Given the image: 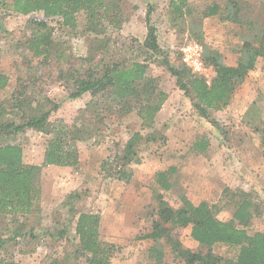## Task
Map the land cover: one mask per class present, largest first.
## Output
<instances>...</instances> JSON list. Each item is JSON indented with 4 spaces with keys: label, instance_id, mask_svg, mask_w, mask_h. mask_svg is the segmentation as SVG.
I'll return each mask as SVG.
<instances>
[{
    "label": "rangeland",
    "instance_id": "374dc122",
    "mask_svg": "<svg viewBox=\"0 0 264 264\" xmlns=\"http://www.w3.org/2000/svg\"><path fill=\"white\" fill-rule=\"evenodd\" d=\"M170 1L124 0L129 19L122 28L108 33L110 52H106V58H145L146 55L137 48L145 42L150 10V22L157 29L161 48L168 50L172 61L180 62L182 48L195 40L187 30L185 17L172 12ZM187 1L197 8L223 2ZM241 1H249L257 9L264 3V0ZM3 10L0 9V71L9 76L10 84L0 89V103L10 96L20 77L21 83L27 86L22 96L27 95L37 102L49 98L51 103L46 99L42 102L49 106L59 105L51 112L45 129H27L9 138L23 147L25 162L41 164L54 122L63 120L73 124L91 100L89 93L78 98L68 97L70 87L59 77V71L61 68L81 69L87 66L83 59L88 54L92 37L85 32V15L82 12L78 14L76 27L62 25L55 19L52 38L61 52L58 56L37 57L30 61L31 56H28V60L23 54L28 39L36 32V26L30 21L42 18L44 14L35 12L23 15L10 9ZM203 29L204 51L209 48L218 50L229 64L236 62L239 43L256 32V29L246 25L221 21L217 16L206 17ZM103 55V51H100L97 58ZM160 58V55H155L149 60V72L160 81L166 98L156 117V139L142 146L143 161L136 166L131 181H121L108 174L109 167L116 164L115 155L122 151L129 132L140 127V119L135 112L120 123L114 116L111 129L101 136L71 142L80 151L77 166L54 164L43 168L40 209L27 216L28 226L25 230L33 227L37 235L33 237L30 232L19 235L7 243L4 256H13L23 264H49L51 258L62 257V252L76 242L75 212L84 210L102 215L101 235L116 246L112 264H155V259L150 256L153 240L147 235L153 229L157 209L149 184L156 171L169 165L179 167L174 187L165 193L174 206H179L181 196L187 195L195 203L207 200L219 204L221 209L218 216L228 219L231 209H223L224 201L221 200L226 185L244 188L264 206V59L260 58L256 69L238 85L226 108L209 110L206 116H201L189 93L176 84L175 77ZM202 134L208 136V150L201 153L192 151L191 144ZM104 162H108L105 166L107 169L103 168ZM110 170L114 171L113 168ZM72 192L78 195L68 197ZM69 201L75 205V210L69 209ZM8 227L11 226L0 219L2 236L12 235ZM60 228H66L71 241L66 237L56 239V235L47 231ZM261 229H264V218H255L250 231ZM189 232L190 227L174 229V234L197 251L200 248L189 238ZM165 249L167 255L164 264H185L173 258L169 246ZM214 250L223 257H232L236 255L238 247L219 243ZM68 262L85 264L84 260Z\"/></svg>",
    "mask_w": 264,
    "mask_h": 264
},
{
    "label": "trees",
    "instance_id": "16d2710c",
    "mask_svg": "<svg viewBox=\"0 0 264 264\" xmlns=\"http://www.w3.org/2000/svg\"><path fill=\"white\" fill-rule=\"evenodd\" d=\"M172 12L185 17L190 36L203 45L205 36L203 21L206 17L217 16L221 21L239 23L256 29L238 45V56L234 64L227 63L224 55L209 48L203 52L207 65L215 74L210 83L205 76L193 71L181 59L176 63L168 56V50L161 48L156 27L150 22L148 10V33L145 42L137 50L146 56L143 60L133 57L107 59L110 52V36L113 29H120L129 19L124 0H0V9H10L23 15L42 12V18L30 21L36 32L28 39L23 54L30 61L37 57L48 58L59 55V45L53 40V22L57 19L62 25L76 27L78 14L85 15V32L92 37L88 54L83 59L87 66L81 69H63L59 77L70 87V98H78L89 93L91 100L81 110L79 119L73 124L57 120L46 144L41 164L27 163L23 147L9 140L27 129L42 130L49 123L51 112L58 104L49 106L44 101L31 100L22 96L27 86L18 77L16 88L0 103V219L5 220L12 235L0 234V264H23L13 256H4L7 243L19 235L36 236L35 228L27 229V216L40 209L43 193L41 183L43 168L49 165L74 167L80 162L78 149L71 142L92 139L111 129L115 116L119 123L126 116L136 113L140 119L139 128L129 132V137L120 153L115 155V165L109 167V174L118 180L130 182L137 165L143 161L141 148L156 139V117L162 109L166 93L160 81L149 72V60L160 55L161 62L175 77L177 85L187 91L191 101L201 116L209 110L226 108L238 88L251 71L256 69L259 59H264V3L257 9L251 2L223 0L205 8L193 7L187 0H171ZM100 51L103 56L97 58ZM159 60V61H160ZM9 76L0 71V89L9 85ZM48 103L51 100L48 98ZM12 116H8L11 115ZM209 148L208 136H197L190 149L205 152ZM108 162L103 163L107 169ZM113 168L112 172L110 169ZM179 167L169 165L156 171L149 188L156 203L157 217L153 229L147 235L153 240L150 256L155 264H164L169 253L185 264H264V229L250 231L255 218H264V206L260 200L242 187L226 185L222 191L223 209L230 208L231 216L221 219L218 213L221 206L201 200L195 203L187 195L181 196L179 206H174L165 197L175 184V174ZM78 194L72 192L70 198ZM69 201V209L75 210ZM74 240L70 248L62 252V257L51 258L49 264H69L68 261L84 260L85 264H112L116 252L113 242L101 235L102 215L80 210L75 212ZM176 227H190L189 238L200 248L195 251L174 234ZM25 231V232H24ZM56 239L66 237V228L47 230ZM223 243L238 247L235 256L223 257L214 250L216 244ZM84 258V259H81Z\"/></svg>",
    "mask_w": 264,
    "mask_h": 264
},
{
    "label": "built area",
    "instance_id": "2783aa9c",
    "mask_svg": "<svg viewBox=\"0 0 264 264\" xmlns=\"http://www.w3.org/2000/svg\"><path fill=\"white\" fill-rule=\"evenodd\" d=\"M183 62L188 65L193 71L205 76L207 82L210 83L213 73V67L207 65L203 59V45L196 41H190L182 48Z\"/></svg>",
    "mask_w": 264,
    "mask_h": 264
},
{
    "label": "crops",
    "instance_id": "0c3cea01",
    "mask_svg": "<svg viewBox=\"0 0 264 264\" xmlns=\"http://www.w3.org/2000/svg\"><path fill=\"white\" fill-rule=\"evenodd\" d=\"M234 64V63H233ZM199 153V152H198ZM201 153V152H200Z\"/></svg>",
    "mask_w": 264,
    "mask_h": 264
}]
</instances>
